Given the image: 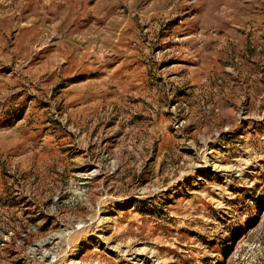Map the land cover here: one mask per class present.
Instances as JSON below:
<instances>
[{
    "label": "rangeland",
    "instance_id": "374dc122",
    "mask_svg": "<svg viewBox=\"0 0 264 264\" xmlns=\"http://www.w3.org/2000/svg\"><path fill=\"white\" fill-rule=\"evenodd\" d=\"M0 264H264V0H0Z\"/></svg>",
    "mask_w": 264,
    "mask_h": 264
}]
</instances>
